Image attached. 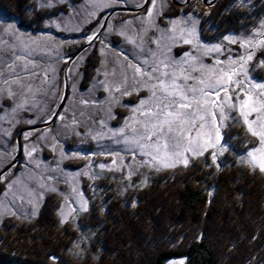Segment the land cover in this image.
<instances>
[{
    "label": "rangeland",
    "instance_id": "rangeland-1",
    "mask_svg": "<svg viewBox=\"0 0 264 264\" xmlns=\"http://www.w3.org/2000/svg\"><path fill=\"white\" fill-rule=\"evenodd\" d=\"M174 1L30 0L28 26L0 11V221L38 216L53 197L81 245L90 202L151 171L206 155L217 168L225 151L261 171L264 7L218 25L204 17L214 0ZM230 1L249 13L262 0Z\"/></svg>",
    "mask_w": 264,
    "mask_h": 264
},
{
    "label": "trees",
    "instance_id": "trees-1",
    "mask_svg": "<svg viewBox=\"0 0 264 264\" xmlns=\"http://www.w3.org/2000/svg\"><path fill=\"white\" fill-rule=\"evenodd\" d=\"M29 4L0 0V11L27 25L22 15ZM170 5L161 16L176 14ZM262 6L264 0L255 5V14L237 1L214 0L210 12L200 16L218 25L245 15L254 22ZM46 11L34 9L35 21ZM90 65L80 67L82 83ZM237 132L245 131L239 126ZM225 142L233 150L230 140ZM224 155L217 168L206 155L202 163L151 171L121 195L113 190L102 202L94 199L81 217L91 230L86 244L76 245L72 222H58L53 197L44 198L38 216H5L0 264H165L176 256L183 257L181 264H264V172Z\"/></svg>",
    "mask_w": 264,
    "mask_h": 264
},
{
    "label": "snow or ice",
    "instance_id": "snow-or-ice-1",
    "mask_svg": "<svg viewBox=\"0 0 264 264\" xmlns=\"http://www.w3.org/2000/svg\"><path fill=\"white\" fill-rule=\"evenodd\" d=\"M90 39H91V38H90ZM249 59H251V56H249ZM137 71H139V69H137ZM257 87H264V86H260V85H258ZM168 95L171 96L172 93H168ZM164 107L172 108V107H174V104H173V103H169V104H167V105H164ZM179 107H180L181 109H187V108L189 107V105L186 104V103H180ZM253 110H255V109H253ZM178 115H179V113H178ZM262 127H264V126H262ZM253 134L256 135L257 133H253ZM260 135H261L262 142H264V133H261ZM174 147H175L174 145L171 146L172 149H174ZM248 155H249L250 157H253V160H255V157H254V155H253V152L250 151V152L248 153ZM166 166H167V165H166ZM260 170H261V171H264V161H261V163H260Z\"/></svg>",
    "mask_w": 264,
    "mask_h": 264
},
{
    "label": "water",
    "instance_id": "water-1",
    "mask_svg": "<svg viewBox=\"0 0 264 264\" xmlns=\"http://www.w3.org/2000/svg\"><path fill=\"white\" fill-rule=\"evenodd\" d=\"M173 2H175L174 0H172ZM8 166V165H7Z\"/></svg>",
    "mask_w": 264,
    "mask_h": 264
}]
</instances>
